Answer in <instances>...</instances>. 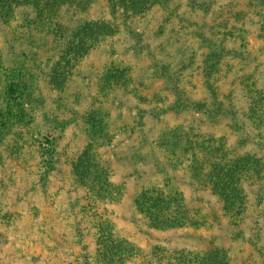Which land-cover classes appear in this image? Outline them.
Segmentation results:
<instances>
[{"label": "rangeland", "instance_id": "374dc122", "mask_svg": "<svg viewBox=\"0 0 264 264\" xmlns=\"http://www.w3.org/2000/svg\"><path fill=\"white\" fill-rule=\"evenodd\" d=\"M201 1L138 18L109 0L54 14L23 1L0 21V264H264V0ZM86 21L111 33L56 86L63 43ZM85 156L107 194L79 183ZM241 159L255 172L237 209L209 172ZM144 189L173 198L181 224L154 225ZM100 223L124 260L99 261Z\"/></svg>", "mask_w": 264, "mask_h": 264}, {"label": "trees", "instance_id": "16d2710c", "mask_svg": "<svg viewBox=\"0 0 264 264\" xmlns=\"http://www.w3.org/2000/svg\"><path fill=\"white\" fill-rule=\"evenodd\" d=\"M31 2L43 12L54 14L57 12L63 0H0V21H7L13 14L16 5L22 2ZM113 15L119 12L125 18H138L147 16L154 8L165 6L170 0H109ZM193 4L201 7V0H192ZM112 26L104 21H86L72 32L63 43L60 56L52 70V80L56 86L65 85L72 74L73 69L102 39L110 35ZM209 89L214 98H217V90L213 83L209 82ZM205 104V103H204ZM198 105V104H197ZM199 106H204L199 104ZM180 107V105H178ZM221 110V107H219ZM202 109V110H203ZM210 110V108H209ZM93 155V154H92ZM94 156V155H93ZM255 166L250 159L237 161L214 162L209 172L218 194L225 197L227 204L235 208L244 204L245 192L242 181L250 173H254ZM76 177L83 186L98 194H107L108 185L104 169L92 156L79 159L75 163ZM156 191V190H155ZM144 189L138 195L137 205L139 209L158 227L174 226L181 224V216L175 213L173 198L162 197L158 191ZM180 213V212H179ZM99 226V261L115 263L122 261L130 253L128 246L109 228L108 224ZM111 227V226H110ZM208 261L210 263H208ZM200 264H224L217 263L212 256L209 260L205 255L200 256Z\"/></svg>", "mask_w": 264, "mask_h": 264}]
</instances>
